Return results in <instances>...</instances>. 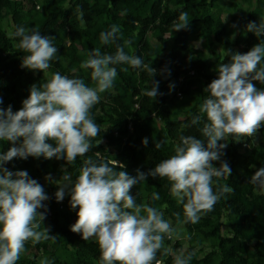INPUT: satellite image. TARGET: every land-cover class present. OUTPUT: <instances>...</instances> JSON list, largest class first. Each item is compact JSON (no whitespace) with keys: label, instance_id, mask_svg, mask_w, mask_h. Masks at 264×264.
Segmentation results:
<instances>
[{"label":"trees","instance_id":"trees-1","mask_svg":"<svg viewBox=\"0 0 264 264\" xmlns=\"http://www.w3.org/2000/svg\"><path fill=\"white\" fill-rule=\"evenodd\" d=\"M7 10H12L10 18ZM181 12L189 14V26L174 31L172 25L178 22ZM223 12L231 15L228 22L219 15ZM261 16L264 2L253 8L243 6L240 0H0V107L4 109L11 106L13 112L18 111L29 96L30 87H39L56 72L94 86L91 69L80 68L81 62L96 48L114 55L125 40L131 41L124 47L126 54L141 58L156 70L152 77L143 67L129 65L125 72L121 69L128 68L127 64L115 66L113 88L102 93L100 102L91 109L100 132L92 140L91 150L86 156L77 157L74 164L55 157H17L4 165L13 172L27 171L30 178L43 186L52 214L46 212L41 227L49 228V235L56 236L55 240L35 245L28 241L17 264H40L45 257L52 264H99L98 244L94 240L84 241L80 234L70 230L78 211L70 208V195L66 194L60 205L52 195L59 186L45 177L50 174L53 180H59L67 173L75 180L84 160L89 158L98 163L116 160L124 165L117 171L136 176L137 169L148 173L170 158L182 135L195 136L206 146L207 139L199 132L202 123L191 125V119L199 114V107L208 96L205 87L218 78V66L229 63L232 54H244L264 41V36L257 38L246 31V25L259 23ZM113 25L120 27L123 38L101 44L100 33L110 31ZM21 26L38 28L41 35L52 37V44L57 47V58L44 73L21 67L25 54L14 47L19 38L9 36ZM151 32H158L159 36L152 37ZM170 36L176 43L173 48L169 46ZM192 41H201L202 47ZM153 81L159 82L155 100L145 95ZM253 83L264 90V84ZM176 115L181 118H175ZM145 138L146 146L142 143ZM159 140L166 143L157 150L155 142ZM20 142L22 138L17 146ZM48 143L55 147L54 141ZM12 146L11 142L0 141V152ZM222 151L221 161L227 162L231 174L220 183L233 191L221 197L213 211L202 215L198 223H184L188 238L184 253H195L191 264H264V192L249 183L255 171L264 167V126L254 137L240 142L229 137ZM213 164L219 167L220 161ZM154 192L159 193L160 200L152 201ZM130 195L136 197L137 204L146 202L158 207L174 225L181 224L176 213L181 220L184 218L182 205L170 195L166 179L147 176L144 182L132 187ZM223 227L227 234L222 232ZM170 243L172 239L165 237V248ZM181 248L182 242L177 241L172 246L174 253L167 256L162 249L157 259L173 264L174 255Z\"/></svg>","mask_w":264,"mask_h":264},{"label":"clouds","instance_id":"clouds-1","mask_svg":"<svg viewBox=\"0 0 264 264\" xmlns=\"http://www.w3.org/2000/svg\"><path fill=\"white\" fill-rule=\"evenodd\" d=\"M189 23V14L181 12L172 27L180 31ZM246 31L257 38L264 36V16L259 23L249 22ZM9 36L19 38L14 47L25 54L22 68L44 73L57 58L52 37L41 35L38 28L21 26ZM99 38L101 44L107 45L123 37L120 27L113 25L110 31H102ZM130 43L125 40L118 45L114 55L102 53L99 48L89 52L80 68L91 69L94 86H88L81 78L56 72L39 87L35 84L30 87V94L18 111L13 112L11 106L0 107V141L13 145L0 152V264H17L28 241L35 245L56 239L49 235V228L41 227L47 210L43 202L49 199L43 186L30 178L27 171L13 172L4 165L17 157L25 160L55 157L71 165L77 157L86 156L100 132L91 109L100 102L102 93L113 88L117 77L115 66L143 67L152 77L156 74L141 58L125 53L124 47ZM217 71L218 78L204 89L208 96L200 105L199 114L191 119V125L202 123L199 132L207 139L206 146L195 136L182 135L170 158L148 173L137 169L136 176L117 171L124 165L116 160L98 163L89 158L84 160L75 180L67 173L59 180H53L50 174L45 177L59 186L55 193L57 202L70 195V208H78L70 230L80 234L84 241L94 240L98 244L99 264H161L157 253L162 249L164 255L171 252L164 246L165 237L171 239L176 232L171 221L164 218L158 207L146 202L137 204L136 197L130 195L132 187L144 182L147 176L168 181L170 195L183 208L182 220L179 213L175 214L181 224L198 223L202 215L213 211L221 197L233 191L220 183L231 174L227 162L221 161L222 150L227 147L229 137L240 142L254 137L264 126V90L253 83L264 84V41L244 54H232L230 62L221 63ZM158 86L159 82L153 81L145 95L155 100ZM48 141H54L55 147ZM142 143L146 146L148 139ZM164 143L156 141L155 148L159 150ZM214 161H220V166L215 167ZM249 183L264 192V167L255 171ZM151 199L160 200L159 193L154 192ZM194 255L181 251L174 255L173 264H191ZM40 264L52 262L45 257Z\"/></svg>","mask_w":264,"mask_h":264},{"label":"rangeland","instance_id":"rangeland-1","mask_svg":"<svg viewBox=\"0 0 264 264\" xmlns=\"http://www.w3.org/2000/svg\"><path fill=\"white\" fill-rule=\"evenodd\" d=\"M241 1V3L243 4V6H248V5H251L253 8H256V7H258V5H259V3H261V2H264V0H250V2H246L245 0H240ZM176 4H177V2H176ZM175 3H174V5H176ZM11 12H12V10H7L6 11V13H7V16L10 18V15H11ZM219 15L222 17V19L224 20V21H226V22H228V20L230 19V14L229 13H227V12H223V13H219ZM152 37H158L159 36V33L158 32H151V34H150ZM193 45H196V46H201L202 47V44H201V41H192L191 42ZM175 45H176V43H175V41H174V39H172V37L170 36V42H169V46H170V48H173V47H175ZM220 49V48H219ZM128 68V70H129V65L127 66ZM46 76H50L49 74H47ZM121 91H123L122 89H121ZM180 96H181V94H179ZM175 118H181V117H179L178 115H176L175 116ZM167 220H169V221H171V224H172V226H173V228L176 230V232H175V234L173 235V237L171 238L172 239V243H170V244H168V248L169 249H171V253H174L173 252V249H172V246H173V244L175 243V242H177V241H180V242H182V248H181V250H180V252L181 251H185V249L187 248V246H188V238L185 236V231H186V229H185V226H184V224H178V225H174L173 224V221L170 219V217L168 216L167 217ZM222 232L224 233V234H227V228L226 227H223L222 228ZM206 252H207V250H205ZM204 251V252H205ZM204 252H202V253H200V255L201 254H203Z\"/></svg>","mask_w":264,"mask_h":264},{"label":"built area","instance_id":"built-area-1","mask_svg":"<svg viewBox=\"0 0 264 264\" xmlns=\"http://www.w3.org/2000/svg\"><path fill=\"white\" fill-rule=\"evenodd\" d=\"M180 94V93H179ZM129 128L132 130L133 128H132V124L130 123V125H129ZM58 190V189H57ZM57 190H55V191H52V195H55V193H56V191ZM64 202V199L62 200V201H60L59 202V204L60 205H62V203ZM45 205H46V212H47V214L49 215V216H51V208H50V198L47 200V201H44L43 202ZM168 256V255H167ZM161 264H168L165 260H161Z\"/></svg>","mask_w":264,"mask_h":264}]
</instances>
